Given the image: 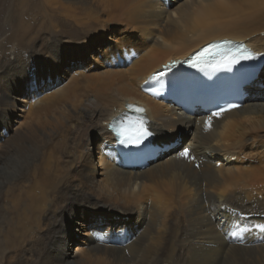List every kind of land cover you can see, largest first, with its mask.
<instances>
[{"label":"bare ground","instance_id":"obj_1","mask_svg":"<svg viewBox=\"0 0 264 264\" xmlns=\"http://www.w3.org/2000/svg\"><path fill=\"white\" fill-rule=\"evenodd\" d=\"M44 1L82 31L3 100L0 264H30L35 250L36 264H264V68L244 104L207 132L199 112L140 92L162 65L212 41L245 42L264 59V0ZM12 57H0L5 71L19 66ZM127 104L145 110L166 149L143 170H122L106 150L107 125ZM16 117L27 120L18 130L7 125ZM184 148L194 160L179 158Z\"/></svg>","mask_w":264,"mask_h":264},{"label":"rangeland","instance_id":"obj_2","mask_svg":"<svg viewBox=\"0 0 264 264\" xmlns=\"http://www.w3.org/2000/svg\"><path fill=\"white\" fill-rule=\"evenodd\" d=\"M69 1V3H68ZM64 0L62 3L63 5H67L66 7L70 8V6L72 7H75V4H73L75 2V0ZM87 0H85L86 2ZM24 2H26V4H24ZM43 2V3H41ZM70 2L72 4H70ZM89 2V1H88ZM24 4L25 7H23L22 4ZM28 3V4H27ZM67 3V4H66ZM43 4H46L44 0H0V17L3 18V19H0V24L1 22L3 24H1L0 26V31H1V28H5V35L4 37L0 38V57L2 58V60L5 58L6 56V59L13 56L14 58H16V60L13 58V61L12 63L14 62L15 64H18L19 66H17V70L16 69H12V70H9V71H5L3 68H2V63H1V58H0V120H3L4 122L6 121V118L3 117L6 113H5V107L3 106L4 105V101L6 102H11L10 100L12 99L11 98V95L13 94V91L14 90H22L24 91L25 87L30 83L31 79L33 78V73H35L36 70H39L41 69L45 64L46 62L48 61H52L51 63H56V60L57 59H61L62 57V50L66 47V46H69L70 44H66L64 39H70V40H74L72 38H75L76 36H78V34L80 35L81 34V31L82 29L80 27H78L77 25H75L74 21L71 19V20H67L64 19L63 16H61L60 14H62L63 12L60 11L59 13L55 10V7H52V5H47L48 7L50 6V9L46 6V5H43ZM42 5V6H41ZM79 7V6H77ZM44 8H47L46 10ZM51 8H53L52 10H54L53 12H51ZM80 8V7H79ZM11 9V10H10ZM42 9V11H41ZM48 10H50V12L54 15H51V13H48ZM68 10V9H67ZM7 12V13H6ZM9 12V13H8ZM42 12V13H41ZM48 14H47V13ZM2 13V14H1ZM4 13V14H3ZM16 13L15 16L18 15L21 16L17 19V17L14 16V14ZM22 13V14H21ZM43 13H45V15H43ZM58 13V14H57ZM5 14L7 15V17H5ZM53 16V17H52ZM57 17L55 18V17ZM15 17V18H14ZM61 17V19H60ZM5 18V20H4ZM53 18H55L56 20L60 21L58 23V21L55 22V20H53ZM63 18V19H62ZM60 19V20H59ZM4 20V21H3ZM62 20V21H61ZM11 21V22H10ZM21 21V23H20ZM45 21V22H43ZM70 21V22H69ZM19 22V23H17ZM53 22V24H52ZM63 22V23H62ZM9 23H10V26H9ZM12 23V24H11ZM17 23V24H16ZM47 23V24H46ZM55 23V24H54ZM57 23V24H56ZM5 24V26H4ZM19 24V25H18ZM45 25V26H42ZM50 24V25H49ZM62 24H64L62 26ZM73 24V25H72ZM15 25V26H14ZM25 25V26H24ZM52 25V26H51ZM19 26V27H17ZM29 26V27H28ZM69 26V27H67ZM72 26V27H71ZM10 27V28H9ZM24 27V28H23ZM37 27V30L35 31L34 29ZM67 27V28H66ZM76 27V28H75ZM78 27V28H77ZM7 28V29H6ZM17 28V30H16ZM21 29L19 31V29ZM70 28V30H69ZM80 28V30H79ZM12 29V30H11ZM57 29V30H56ZM76 29V30H75ZM3 30V31H4ZM8 30V31H7ZM10 30V31H9ZM34 30V31H33ZM39 30V31H38ZM56 30V31H55ZM38 31V33H37ZM43 31V32H42ZM73 31V32H72ZM80 31V33H79ZM35 34H34V33ZM47 32L49 34H47ZM67 32V33H65ZM39 33H41V35H39ZM8 34V35H7ZM10 34V35H9ZM15 34V35H13ZM34 35L33 36H30V35ZM56 34V35H55ZM64 34L66 36H64ZM0 35H1V32H0ZM12 35V36H11ZM47 35V36H46ZM61 35V36H60ZM9 38V42H8V38ZM16 38H15V37ZM63 36V37H62ZM18 37V38H17ZM27 37V38H26ZM51 37H52V40H51ZM55 37V38H54ZM58 37V38H57ZM60 37V38H59ZM12 38H14L12 40ZM47 38V40H46ZM97 37H95L96 39ZM3 39V40H2ZM35 39V40H34ZM40 39V40H38ZM49 39V40H48ZM100 39V41H99ZM15 40V41H14ZM29 40H34V41H29ZM56 40V41H55ZM24 42V43H21ZM26 41V42H25ZM46 41H50V42H46ZM55 41V42H54ZM14 44H13V43ZM31 42V43H30ZM101 42H103V40L101 38H97L96 40H94V46L95 48H100L101 47ZM10 43L12 45H10ZM16 43V44H15ZM39 43H42L43 44H47V47L46 45H44L42 48H40V45ZM54 43V44H53ZM65 43V44H63ZM20 44V45H19ZM28 44V45H27ZM63 44V45H62ZM7 47H6V46ZM17 47H16V46ZM34 45V46H33ZM50 45V46H49ZM55 45V46H54ZM65 45V46H64ZM14 46V47H12ZM20 46V47H19ZM31 46V47H30ZM62 46V47H61ZM10 47H12L11 49H9ZM19 47V48H18ZM25 47V48H24ZM36 47V48H35ZM50 47V48H49ZM71 47V46H70ZM2 48V50H1ZM17 50H16V49ZM32 48V49H31ZM54 48V49H53ZM4 49L6 50L5 53H4ZM13 49H15L13 51ZM21 51H20V50ZM31 49V51H30ZM45 49V51H44ZM8 50H10L9 52H11V54L8 53ZM25 53H24V51ZM30 51V52H29ZM33 51V52H32ZM47 51V52H46ZM3 52V53H2ZM15 52V53H14ZM23 52V53H22ZM52 52V53H51ZM97 52V51H96ZM48 53V54H47ZM2 54V55H1ZM90 54H94L93 51L90 52ZM9 55V57H8ZM21 55V56H20ZM42 57H40V56ZM51 55V56H50ZM56 55V56H55ZM3 56V57H2ZM17 56V57H15ZM21 57V58H20ZM40 57V58H39ZM26 58V59H25ZM35 58V59H34ZM23 59V60H22ZM31 59V60H30ZM47 59V60H46ZM29 60V61H28ZM36 60V61H35ZM41 60V61H40ZM89 59L88 58H85V61L87 62ZM23 61V62H22ZM32 61V62H30ZM46 61V62H45ZM18 62V63H16ZM30 62V63H29ZM45 62V63H43ZM59 63V61H57ZM24 63V64H23ZM35 63V64H34ZM39 67H38V65ZM21 65V66H20ZM41 65V66H40ZM38 67V68H37ZM263 68L264 66H262V68L258 71L257 73V77H255L254 80H252L251 82L253 83V85H250L249 87L251 86H254L256 84V82L258 81V79L260 78L261 74H262V71H263ZM4 72H3V71ZM16 70V72H15ZM29 72V73H28ZM60 70H58V74L59 75H62V73H59ZM32 73V74H31ZM2 75V76H1ZM4 77V78H3ZM17 77V78H15ZM74 77H77L76 75H74ZM59 78V77H58ZM2 79V80H1ZM17 79V80H16ZM70 78H67L66 80H61V82L59 83V86L56 87L57 89L58 88H63V86L65 87L68 83V81ZM56 80H58L56 78ZM29 81V82H28ZM19 84V85H18ZM45 85V84H44ZM43 85V86H44ZM63 85V86H62ZM22 86V87H21ZM42 86V87H43ZM11 87V88H10ZM21 87V88H20ZM3 93V94H2ZM5 93V94H4ZM8 95V96H7ZM20 97H27L25 94L21 95L20 94ZM9 98V100H8ZM2 99V100H1ZM3 117V118H2ZM7 117V116H6ZM15 121L13 122H8V126H12V128H18V123H25L27 122L26 118H14ZM26 120V121H25ZM22 121V122H21ZM25 121V122H23ZM7 122V121H6ZM17 122V123H16ZM16 123V124H15ZM2 128V126H0ZM18 130V129H17ZM16 130V131H17ZM15 131V130H14ZM18 132V131H17ZM16 132V134H17ZM7 134L6 136H10V137H13L14 134L11 133V131H7ZM180 137V136H179ZM96 139L95 138H91V141H90V145H89V148H90V154L95 155V143H96ZM178 145L177 147H179L181 145V142L178 141ZM180 144V145H179ZM235 239V238H233ZM73 244H71V247L70 248H73ZM35 252L36 250L34 251L33 253V257H32V262L30 261V264H36L37 261H33V258L36 257L35 255ZM36 260V259H35Z\"/></svg>","mask_w":264,"mask_h":264},{"label":"snow or ice","instance_id":"obj_3","mask_svg":"<svg viewBox=\"0 0 264 264\" xmlns=\"http://www.w3.org/2000/svg\"><path fill=\"white\" fill-rule=\"evenodd\" d=\"M256 59L257 54L253 53L243 44H235L232 41L226 40L208 44L186 62L194 69L203 70L207 68L211 69L213 72H217L220 70L232 71L238 65ZM254 67V65L248 64L243 69L242 76L245 79L251 78L254 74ZM36 81L38 85L39 77H36ZM171 86L175 87L177 85L174 83ZM151 94L155 96L159 93L155 88H152ZM127 107L137 115L133 116L125 112L121 114L120 117L116 118L114 122L110 123L109 127L117 144L126 148H139L152 135V132L145 126L147 121L142 115L144 109L132 105H128ZM239 107L240 105L237 103L225 101L223 104H217L215 109H209L203 120L204 131L207 132L211 130L214 119H219L224 113ZM178 156L179 158L190 161L195 159V157L190 155V150L188 148H184L180 151Z\"/></svg>","mask_w":264,"mask_h":264}]
</instances>
